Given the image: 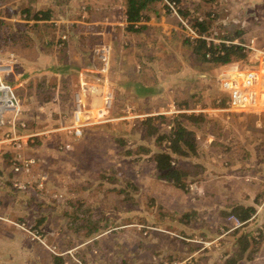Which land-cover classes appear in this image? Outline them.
Here are the masks:
<instances>
[{"label":"crops","instance_id":"0c3cea01","mask_svg":"<svg viewBox=\"0 0 264 264\" xmlns=\"http://www.w3.org/2000/svg\"><path fill=\"white\" fill-rule=\"evenodd\" d=\"M189 1L195 8L205 4L204 0ZM126 2L127 0L0 1V19L5 32H12L9 31L10 26L16 31L15 26H18L25 36L40 37L39 42H34L35 51L31 59L15 58L18 65L16 73L8 64L5 66V73L0 76V79L16 87L21 99L22 112L19 117L26 121L24 132L33 135L28 141L24 137L20 149L6 146L8 150L6 156L17 153L35 160L33 175L27 176H16L10 172V163L7 160L2 162L0 205L4 201L1 208L8 220L9 211L14 203L8 202L5 196L19 192L10 187L9 181L7 182L9 176L35 180L36 174L41 173L45 174L46 179L49 178L48 181L53 182L60 178L53 172L52 166L65 165L70 174V177H67L72 184H69L70 190H66L65 194V201L71 200L67 202L69 209L74 208V202L77 201L75 199L79 195L78 187L76 189L73 187L75 184L82 182L81 187L86 189L88 186H83L86 181H97L102 178L105 180L104 175L88 173L87 169L81 167L87 157L85 148L89 147L88 142L94 146L98 144L96 153L100 154L99 143L100 145L103 143L93 135L101 133L105 138L113 139L104 133V127H115L120 123L113 116L111 117L113 119L101 121L98 115H106L105 118H108L112 115L113 106L116 104L122 106L124 104L122 102L128 101L151 108L158 103L167 105L174 100V104L175 101L176 103L179 101L177 106L182 104L180 106L188 108L194 104L191 93L199 95L205 90L217 89L216 83L212 84L211 81L205 80L206 86L201 83V68L198 67L200 71L198 72L194 67L201 59L194 55L193 47L192 51L187 53V57L175 56L171 38L184 37L177 18L157 5V0H147L138 19L129 21ZM216 2L219 8H216L215 15L208 16V12L205 11L202 14L195 13L192 9H184L185 6L181 7L180 14L183 17L194 16L193 20L197 17L202 19L206 17L210 36L216 37L214 35L216 31L218 33L223 30L230 31L231 25L236 29H242L246 32L245 37L254 39L257 51L249 54L250 57L247 58L254 61L253 58L264 52V0H223L224 3L222 0L221 2L216 0ZM222 4L227 6L225 7L229 14L224 17L218 16ZM182 41L190 45L185 38H182ZM249 63L248 61L246 64ZM238 65L245 64L240 62ZM196 73L199 77H196ZM107 94L112 100L110 107L105 110ZM118 97L119 101H123L118 102ZM203 102L205 105L210 104L207 101ZM205 113L208 118L217 115L215 114L217 112ZM232 118L238 119L240 125L245 124L244 139L238 147L228 144L229 137L223 130L224 135L204 126L201 129L202 133L197 129V135L194 134L195 153L173 154L179 164H188L190 165L188 168L196 167V171L192 172L194 178L189 181H193L194 186L195 184L197 186L195 188L199 189L192 193L193 197L188 206L177 204L171 207L163 202L160 206L164 212L171 210L179 222L181 221L182 226H179V229L183 237H179L178 240L176 235L174 238L179 241L180 254L177 259L179 262L212 264L216 258L209 255L207 259L211 258V262L207 263L205 255L201 254L203 252L208 254L218 246H226L223 254L221 253L222 256L219 255L222 258L218 259V262H223L233 249L237 237L244 233L251 235L253 242L256 241L254 245L264 241V112L236 114ZM249 118L252 119L251 122L247 121ZM198 137L208 139L206 145L215 144L225 150V153L229 151L230 153H220L221 150L216 151L213 145L212 152L210 155H203L202 162L198 160V156L204 152V148L201 147L202 140ZM94 146L91 148L96 150ZM134 157L138 159V156ZM150 164L156 171L154 163L150 161L148 165ZM44 170H48V173ZM157 175L158 172L153 174L151 169V178L160 179ZM6 184H9L11 189L6 188L4 186ZM152 197L156 201L159 198L154 192ZM40 199V202H43L45 198L42 196ZM235 204L253 210L251 217L239 226H235L233 221L227 218V214L231 213V206ZM41 220H38V223ZM5 224L8 227L10 225L8 222ZM189 226L194 228L191 229L194 231L196 228H203L204 232L200 233L203 239L201 240L199 236L190 237L186 228ZM217 229L221 232L219 235H213ZM255 232L259 234L257 240ZM186 245H191L188 250L184 248ZM251 250L252 253L248 252L247 259H244L243 254L242 259L236 264H264V247L263 252L262 248L261 250L253 248L249 251ZM258 250L261 253H256Z\"/></svg>","mask_w":264,"mask_h":264},{"label":"rangeland","instance_id":"374dc122","mask_svg":"<svg viewBox=\"0 0 264 264\" xmlns=\"http://www.w3.org/2000/svg\"><path fill=\"white\" fill-rule=\"evenodd\" d=\"M157 1L158 3L156 2V4L165 10V12L177 18L169 12L165 3L161 0ZM174 1L180 9L182 6H185L184 9H192L193 12L199 14L208 12L210 9V6L206 3L195 8L189 0ZM225 6L226 5L223 4L220 5L221 12L218 13V16L224 17L229 15L227 14V6ZM218 8L219 6L217 9ZM180 12L181 11H178L179 16L187 24H192L194 22V16L183 17ZM258 17L260 18V16ZM255 19L258 20V18ZM182 29L184 33V37L182 38H185L186 29L183 27ZM10 30L14 32V34L9 35V37L12 36V38L9 39L10 43L0 48V76L5 73L4 69L8 64L11 65V68L16 73L18 65L17 62H15V58L22 57L31 59L35 51V49L33 50L34 42H39L38 40H40L39 36H25L23 30L18 26H15L16 31H14L13 26H10L9 31ZM229 30L233 31L237 29L235 26L231 25ZM224 31L225 30L221 33ZM221 33L216 31L214 35L218 37L220 36L218 34ZM8 34L9 33L6 35ZM182 38H171L173 42L171 46L175 47V56L187 57V53L192 51V45L190 44L188 46L182 43ZM194 67L197 68L196 70L198 72H200L198 67L201 68V83L204 86H206L204 83L205 80L207 82L211 81L212 84L216 83L217 89L214 91L205 90L203 94L199 95H197V93H191L193 100H196L198 103L202 102V100L215 102V98H221L222 101H224L225 95L221 91L220 85L223 80L228 78V75H233L230 70L233 71L238 66L231 68L226 63H210L198 60ZM203 74L205 76H203ZM196 77H199L198 73H196ZM117 99L118 102L123 101H119V97ZM111 100L112 97L107 94L104 104L105 110L110 107ZM128 102H122L124 103L122 106H118L114 102L116 105L113 106L111 111L112 115L110 114V117L105 118L106 115H98L97 117L102 119L101 121L113 119L111 118L112 116L114 118L116 117L118 119L117 122L120 123L115 127H104V133L131 141L132 143L131 145L129 143V145L132 148L136 146L139 147L136 148L135 153L126 155L124 151L127 150V144L121 146L113 139L105 138L103 136L104 134L102 135L101 133L99 135H93V137L96 136L99 138V142L103 143L104 154H102V145H100L99 142V155L96 153L98 144L94 146L93 143L91 144V142H88L91 146H94L96 150H93L90 145L88 148H85L87 157L84 165L81 167L87 169L88 173L104 175L105 180L102 178L97 181H83V186H88L86 189L81 187L82 182L75 184L73 187L74 189L78 187L79 195L75 199L77 200L76 202L73 200L74 208L69 209L68 203L71 200L65 201L66 190H70L69 184H72L70 183V178H68L70 174H68V170L65 169L66 166L62 164L59 166H52L53 172L59 175L58 178L60 179H57L58 181L53 180L52 182L50 180L48 181L49 178H47L44 184L45 192L35 193L29 190L20 191L16 189V191L19 192H12V194H9L8 191L9 195L7 197L5 196V198L8 202L14 203V205L9 211V220L5 218V211L1 208L4 201L1 202L2 206L0 205V264H53L55 257H62L61 264H185L189 262L177 261V259H179L178 254H180L178 240H180L179 237H183L182 231L179 229V226H182L180 223L181 221L179 222V219L171 210L164 212L163 208L160 206L162 202L171 207L177 204L188 206L192 200V193L194 190H199L195 188L196 184L194 186L193 181H189L194 178V173L192 172L196 171V167L191 166L187 168L186 172L188 175L181 178L184 188H179L161 179L151 178V169L153 174L158 171H154L155 169L153 167L151 168V164L148 165L150 163V161L147 160L148 153L141 151L140 148H150L152 151H156L157 149L160 151H167L169 149L167 146H169L170 142L166 141V138L158 140L160 136L156 133L147 137V132L150 128L145 125H139L138 123L148 116L164 115L168 121L160 122L157 120L150 125H155L159 130L168 132L175 124L174 122L169 123V121L175 117V113L172 112L171 107H176L179 101H177L178 103L175 101L174 104L173 100L167 105L158 103L151 108H146L147 106L144 105H137L135 102ZM180 105L182 104H179L177 107H183ZM129 111L133 113V117L127 115ZM209 112H217L215 113L217 115H212V117L208 118L202 125H195L193 127L191 121H183L194 132L195 136L197 135L196 130L198 129V131L202 133L201 129L204 126H207L209 129L213 130V132L216 131L219 134H221L223 130V133L229 137L228 144L238 147V144L244 139L243 128L245 124H238V119L234 120L232 117L239 113L226 114L221 111ZM227 115L229 116L228 118L226 117ZM136 116L139 117L137 118ZM247 121L251 122L252 119L249 118ZM198 139L202 140L201 147L204 148V152L199 154L198 160L203 162V155H210L213 145L216 151L220 152L221 150L220 153H225V150H222V148L215 144L209 143L206 145L205 142H208V139H202L200 137H198ZM234 149L236 150V147H234ZM185 150L188 155H192L189 149L186 148ZM169 151H171V149H169ZM229 153L230 151L225 154ZM134 156H138V159ZM103 168L105 169L103 170ZM44 171L48 173V170ZM112 176L119 178V181L110 182L109 178H112ZM140 178L145 181H141L142 179ZM128 181L135 185L136 190L133 189V186H131ZM32 182H34V180H32ZM9 184L4 186L11 189L10 187L12 186L9 187ZM120 190L124 191L119 192ZM153 192L159 197L157 201L152 197ZM55 193H57V197H53ZM42 196L45 199L43 202H40ZM126 197L127 199L125 200L124 198ZM88 215H90L91 219L99 218V222L96 223L98 224L97 232L96 230L90 231L88 227L79 228L77 223L74 222V216L81 218ZM38 220H41V222L38 223ZM189 220H191V218H189ZM18 221H23L25 225L23 227L26 228V230H22L15 225V223H20ZM5 222L10 224L9 227ZM20 225L22 224L20 223ZM186 228L189 230L188 233L190 237L199 236L201 240L203 239V236H200V233L204 232L203 228H196V231L191 230L194 228L190 226ZM220 232V229H217L213 232V235H219ZM254 234L257 236V232ZM176 235L178 237H176ZM175 237L178 238V240H175ZM254 244L255 242L250 243L249 248L244 253V259H247L249 256L248 252L250 249L258 248L261 250L262 248L261 252H263L264 241L256 245ZM190 246L191 245H186L184 248L188 250ZM225 247L226 246H218L216 250H212L208 252V254L203 252L201 256L205 255L207 263L211 262V258L207 259L210 255L212 258H216L212 264H222V261L218 262V259L222 256ZM260 250L256 253H259ZM181 252L187 253V251ZM243 261L248 262L245 260Z\"/></svg>","mask_w":264,"mask_h":264},{"label":"built area","instance_id":"2783aa9c","mask_svg":"<svg viewBox=\"0 0 264 264\" xmlns=\"http://www.w3.org/2000/svg\"><path fill=\"white\" fill-rule=\"evenodd\" d=\"M165 3L171 14L175 15L181 26L186 29V35L190 39H202L207 45L213 46L216 49H220L222 45L225 46H240L247 53V56L252 52H256L254 39L251 37H245L246 33L241 37H235L234 39L218 38L206 34H199L196 27L193 24H187L178 14V5L174 0H161ZM254 61L250 64L243 66L238 65L241 60L232 61L226 63L231 68L236 67L231 76L223 80L221 83V91L224 93V102L219 98L215 101L217 106L213 105H200L195 104L188 108L175 107L170 104L172 112L177 113H199L209 111H221L226 114L231 113H260L264 112V52L259 53ZM252 60V59H251ZM21 110V99L16 91V87L0 79V188L2 186V162L7 160L10 163V172L16 176L33 175V166L35 160L32 157H24L21 154L12 153L10 156H6L8 150L7 147H15L20 149L23 144L24 137L28 141L33 137L31 134H25L26 121L19 117ZM132 112H127V115L132 116ZM137 118L139 116H136ZM229 117L228 115L226 116ZM141 118V117H140ZM78 134V132H76ZM9 172V171H8ZM39 175H42L41 177ZM38 176V177H37ZM20 177H8L10 185L16 190L20 191H32L35 193L45 192V174L37 173L34 182L29 179H19ZM58 195L54 194L53 197ZM228 220H232L235 226L241 225L243 222L235 218L234 216L227 217ZM15 223L17 227L22 230H26L23 226V221Z\"/></svg>","mask_w":264,"mask_h":264},{"label":"trees","instance_id":"16d2710c","mask_svg":"<svg viewBox=\"0 0 264 264\" xmlns=\"http://www.w3.org/2000/svg\"><path fill=\"white\" fill-rule=\"evenodd\" d=\"M4 1V0H0ZM150 1V0H149ZM178 1V0H176ZM147 0H127L126 2V14L129 21H135L139 17L140 11L144 8L146 5ZM204 3L208 4L210 9L208 10L207 15L210 16L211 14H216V8L218 6V3L216 0H204ZM178 11L182 10L179 8ZM205 18H195L193 25L196 27V30L199 34H208V28L209 23L205 22ZM22 26V25H21ZM4 31L3 28V22L0 19V48L7 45L9 42V39L12 38V36L9 37V35L14 34V32L9 33ZM246 32L242 29H237L235 31H224L221 33L218 38H230L234 39L235 37H241ZM217 37V36H216ZM185 40L189 42L193 49L194 55L197 56V58H200L204 62H210V63H230L232 61L241 60L244 64L252 63V60L247 59L250 57V55L247 56V53L243 50L240 46H225L222 45L220 49H216L213 46H209L206 44V42L202 39H190L189 37L185 36ZM249 63V64H250ZM219 98H215L214 101H217ZM191 100L193 98L191 97ZM199 101V100H197ZM194 104H199L205 106V102H196L193 101ZM223 103L224 101H220ZM187 104V103H186ZM215 102H210V104L207 105H213ZM217 106V105H213ZM207 118V119H206ZM210 118V117H209ZM159 120L160 122L168 121L166 116L164 115H156V116H148L140 120L139 125H145L149 127V131L147 132V137H150L152 134L156 133L159 134L158 140H162L166 138V141H169L170 144L167 146L169 149L167 151H160V150H150V148H140L141 151L148 153V160L152 161L155 165L156 171H158L159 175L158 178L163 179L167 182H171L173 185L183 188L184 184L181 182V178L187 174L186 170L188 168V164L178 163V160H176V155H187L186 148L189 149L192 153H195L196 151V144L194 141V132L187 126V124L183 120L191 121V125L194 127L195 125H202L208 120V116L204 112L199 113H177L175 114V117L169 121V123H175L170 130L167 131H160L155 125H150L152 122ZM113 140L121 145L125 146L127 144V150L124 151L126 155H130L132 153L136 152V148L139 146H136L135 148L130 147L129 141L124 138H119L116 136L110 135ZM126 141V142H125ZM129 145V146H128ZM102 170V169H101ZM104 170V169H103ZM105 173V172H103ZM110 182L112 181H119V178L117 177H110ZM128 183L133 186V189L136 190L135 185H133L131 182L128 181ZM124 190H120L119 192H123ZM118 192V191H117ZM127 196V194H126ZM125 200L127 199L124 198ZM231 213L227 214V217L234 216L240 221H246L251 217L253 214V210L250 211V209L247 207H243L239 204H235L231 206ZM84 211V210H83ZM229 213V212H228ZM74 222L77 223L79 228L88 227L89 230L94 231L98 230V223L99 218H90V215L85 217H75L74 216ZM245 226V225H244ZM260 231V230H259ZM258 233L257 236H255V240L258 239ZM253 242V238L250 234L244 233L243 235H240V237H237L236 243L233 245V249L230 250V253L227 254V256L223 259L222 264H236L238 263L245 252V250L249 247L248 243ZM256 242V241H255ZM250 245V243H249ZM249 253H252V251H249ZM62 257H55L53 264H61Z\"/></svg>","mask_w":264,"mask_h":264}]
</instances>
